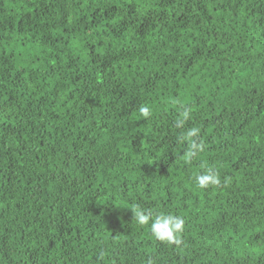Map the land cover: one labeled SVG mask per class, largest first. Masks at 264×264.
I'll return each instance as SVG.
<instances>
[{
	"label": "trees",
	"instance_id": "trees-1",
	"mask_svg": "<svg viewBox=\"0 0 264 264\" xmlns=\"http://www.w3.org/2000/svg\"><path fill=\"white\" fill-rule=\"evenodd\" d=\"M0 264H264V0H0Z\"/></svg>",
	"mask_w": 264,
	"mask_h": 264
},
{
	"label": "clouds",
	"instance_id": "clouds-1",
	"mask_svg": "<svg viewBox=\"0 0 264 264\" xmlns=\"http://www.w3.org/2000/svg\"><path fill=\"white\" fill-rule=\"evenodd\" d=\"M139 111L144 117H148L150 115V109L148 107H141ZM189 115V111L185 110L182 113V118L177 121V127H182L185 121L189 118ZM198 132L199 129L192 128L187 131V136L194 138L197 136ZM197 150L198 145L193 142L191 149L186 153L185 159L190 160L196 155ZM195 182L199 188L207 189L210 186H220L221 178L218 172L212 168H208L205 172L196 176ZM224 182L227 183V180ZM132 211L134 212V218L140 225L150 226L151 234L158 241L174 244H179L181 242L180 234L183 232L185 226L183 218L168 214L157 215L154 219H152L150 214H146L138 208H134Z\"/></svg>",
	"mask_w": 264,
	"mask_h": 264
}]
</instances>
